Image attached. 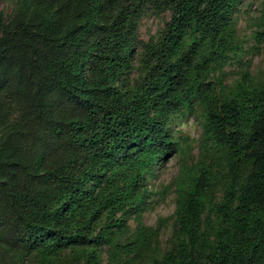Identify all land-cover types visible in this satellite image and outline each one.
<instances>
[{"label": "trees", "instance_id": "16d2710c", "mask_svg": "<svg viewBox=\"0 0 264 264\" xmlns=\"http://www.w3.org/2000/svg\"><path fill=\"white\" fill-rule=\"evenodd\" d=\"M239 1L13 0L0 12V264H101L102 247L106 264H264V75L209 80L237 48ZM147 8L169 16L129 84ZM258 20L264 41V1ZM195 105L205 142L174 182L162 250L168 218L139 220L144 182L177 151L164 119Z\"/></svg>", "mask_w": 264, "mask_h": 264}, {"label": "rangeland", "instance_id": "374dc122", "mask_svg": "<svg viewBox=\"0 0 264 264\" xmlns=\"http://www.w3.org/2000/svg\"><path fill=\"white\" fill-rule=\"evenodd\" d=\"M264 0H240L230 14L232 24L233 43L237 47L235 53L222 63L220 70L211 72L209 80L218 81L221 86L228 85L239 79L243 72L250 76L262 77L264 75V41H259L253 32L260 28L259 10ZM14 10L13 0H1L0 12L7 20ZM167 11L155 12L151 8L145 9L141 15L135 32L134 55L131 60L132 68L127 70L123 78L129 84L137 77L134 67L143 45L149 39H156L160 34L164 21L168 18ZM117 85V83H115ZM219 88L218 85H216ZM164 126L177 143V151L155 162L144 182L147 192L145 206L140 214V223L144 226H154L159 218H168L158 236L159 247H167V239L172 230V215L175 209L176 195L174 182L181 175L185 166L192 169V165L201 157L200 147L204 145L203 126L204 119L200 107L195 105L191 110L186 108L167 115ZM128 232L132 233L136 226L134 216L126 220ZM101 264L107 263L106 248L100 249Z\"/></svg>", "mask_w": 264, "mask_h": 264}]
</instances>
